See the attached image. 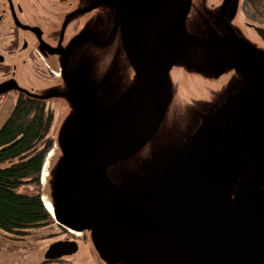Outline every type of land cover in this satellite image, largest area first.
Here are the masks:
<instances>
[{
	"label": "rangeland",
	"instance_id": "1",
	"mask_svg": "<svg viewBox=\"0 0 264 264\" xmlns=\"http://www.w3.org/2000/svg\"><path fill=\"white\" fill-rule=\"evenodd\" d=\"M1 1L0 19L2 22L0 28L3 27L4 29L0 33V55L5 61L4 64L8 63L14 66L10 67L8 74L0 69V87L5 90L0 95V126L12 108L18 91L39 94L51 104L54 118L49 134L53 137V144L49 153H52L53 158L47 157L45 168L49 172L52 165L60 164L61 170L51 179L49 178L50 180L47 178L43 185L39 180V187L29 183L20 187V191L26 193L39 191L40 196L44 195L50 201L48 196H54L58 193L71 174L76 159L77 118H79L77 108L83 114V149L87 161L92 158L94 150L103 152L115 141L114 134H107L103 131V126L110 125L112 122L100 115L101 112L98 111L100 107L105 105L104 103H112L114 99H117L114 98L117 95L122 96L121 102L117 103H125L129 108H132L130 106L133 105L134 101L129 94L132 93L134 86L133 73L118 40V17L122 2L126 0H84L85 2H82L83 8L81 6L80 11H75L74 17L69 16L64 22H60L59 26L62 24L63 26H60L53 35L43 36L44 39L40 41L41 48L45 49L48 54L55 56L53 51L46 47L50 43L61 49L70 58V63L66 64L64 58L57 57L60 59L57 63L64 65V79L62 77L52 78L51 75H48V71L44 70L43 65L38 64L37 58H32L28 48H17L11 53L2 49L5 43L4 37L7 35L6 32L14 17H17L20 23H27L33 11L30 12L28 8H25L23 12H16L14 15H10L8 10L2 13ZM6 1L8 3V0ZM12 1H19L22 4L25 2V0ZM54 3L57 5L58 1L55 0ZM161 3L157 13L158 21H162L161 26L169 25L172 22L178 26L182 24L183 31H187L191 37L195 38V40L192 39L183 44V48L189 50L191 56H187L184 63L170 64L174 83L178 86V93L183 97V99H179V103L184 104L185 112H190L189 114L205 118H207L206 116L217 119L222 117L224 121L222 133L216 132L209 135V138L207 136L206 144L200 143L199 148L198 146L193 148L198 151L202 147L205 150L204 158L207 159L211 158L209 147L211 150L217 151L219 156L213 158V164L220 168L222 174L227 173L225 178L228 180H235L238 176V170L243 169L238 160L243 155L247 159L244 167V170L247 171L245 175L238 176L236 181L239 183L240 190L243 191L244 181H246L249 190L246 193L236 194L235 200L237 203L239 201L243 203V207H246L251 213L264 214V70L263 68L248 70L250 63L248 61L247 39H245L247 35L243 36L242 39L224 36L230 23L233 24L232 15H230L231 2H223V0H162ZM237 4L238 1H234V7ZM184 15L187 20L182 23L181 18H184ZM164 16H168V18L163 19ZM238 16L237 13L236 17ZM207 20L209 23L207 22L206 27L197 23L205 22L206 24ZM176 25L173 27L175 33L172 36L173 55L168 38L170 47L168 51L171 61H174L173 58L176 54L179 55L175 40ZM199 32H204L203 35L210 34L213 41L207 38L205 41ZM24 36L31 44L33 38L26 34ZM162 37V41H164L165 32H163ZM179 38L189 39L188 36L184 37L183 35ZM210 45H217V49L232 56L233 64L226 60L215 64L214 59L217 55L213 51H208ZM152 52L153 44L149 41L146 45L145 55H148L150 61H152ZM156 52L160 54L163 62L166 55L162 54L161 49ZM186 63L189 64L188 67H182V64ZM223 64L225 65L222 66ZM149 66L153 72V65L149 63ZM216 74H219L221 82L224 83L222 88L216 90L219 93L214 91L212 83L207 81ZM121 77L122 80L119 81L118 78ZM123 82L122 91L114 93L115 95H112L107 103L102 98L105 90H116L119 87L116 84H123ZM219 82H216L217 88H219ZM125 88L127 90L124 92ZM190 103H192L191 106H189ZM255 118L260 122L258 124L260 127L256 133L258 146L256 140L252 139V128L249 126ZM189 134L190 132H182L183 136L172 133L164 134L160 129L146 147L126 160L136 166L132 174L133 178L131 170L125 169L121 173L114 172L113 174L110 172L113 169H108L104 174L103 181L117 188H119L117 183L121 187L125 185L129 196L136 199L140 194L146 197L148 195L161 196L164 198L163 201L166 202L167 200L169 204L171 203L157 208V212L181 211L184 208L181 202H177L176 198L172 196L170 202V198L167 199L168 189L165 184L172 181L173 177L169 179L162 174L161 168H158L157 174L160 173L158 176L151 165L164 161L166 152L164 153L163 150L166 146L178 147L179 144L176 143L178 141L186 144ZM196 136L202 137V134ZM258 153L259 156H257ZM48 180L49 184L47 185ZM123 181H126V184H123ZM146 181L155 185L152 192L141 191ZM188 194V205L191 213L193 211V213L203 217L207 216L208 212L214 213L218 209L220 210V208H214L202 213L199 208L202 206L201 203L208 199V196L194 189L188 191ZM186 199H183L182 202ZM236 214L240 219H247V216L241 213L240 209L237 210ZM113 218L114 220H121L117 213L113 215ZM201 223L203 222L191 224L192 232L190 234L192 237L224 238L226 235H231V231L228 229L219 230L215 235H212L210 229L216 227ZM195 224H199L201 227ZM61 229L56 223L48 227L32 228L22 238L9 234L5 235L0 231V264H37L42 260L44 249L56 238L63 236ZM171 242L173 244L169 256L181 264H188V258L182 256L185 253L183 245H180L178 241L175 244L174 239ZM188 242L191 251L189 260L194 264L199 261L205 262L206 258L213 256L211 252L202 255L199 244ZM81 244L86 249L84 243ZM78 256L80 254L75 253L71 257V262ZM30 261L31 263H29ZM88 264H92V262Z\"/></svg>",
	"mask_w": 264,
	"mask_h": 264
},
{
	"label": "water",
	"instance_id": "2",
	"mask_svg": "<svg viewBox=\"0 0 264 264\" xmlns=\"http://www.w3.org/2000/svg\"><path fill=\"white\" fill-rule=\"evenodd\" d=\"M161 2L162 0H126L122 2L118 17V40L133 73L134 86L132 93L129 94L134 101L132 106L129 105L132 108H129L125 103H117L121 102L122 98V96L117 95L114 97L117 99H114L112 103H104L105 105L100 107L98 110L101 112L100 115L112 122L110 125H104L103 131L107 134H114L115 141L112 146L103 152L94 150L92 158L88 161L83 149V114L77 108L79 118H77L76 159L71 174L58 193L54 196H48L51 199L50 202L54 204L55 211V214H50V216L60 227H64L72 234L78 235L87 230L92 246L104 264H118V262L124 264H153L139 250L144 249L152 252L151 245L154 241L166 245L165 247L161 246L159 255L156 251H153L157 255L156 258L160 261V264H181V262L169 256V252L172 251V239H174L175 244L178 241L180 245H183L185 253L182 256L188 258V264H194L189 260L191 251L188 241L199 244L202 255L207 252L213 254L210 258L205 257V262L199 261L195 264H264V214L251 213L246 207H243V203L240 201L237 203L235 200L236 194L246 193L249 190L246 181H244V191L240 190L239 183L236 181L238 176L245 175L247 170H244V167L247 159L243 155L238 158L243 169L238 170V176L235 180H228L225 178L227 173L222 174L220 168L213 164V158L219 156L217 151L211 150L209 147L211 158L207 159L204 158L205 150L202 147L198 151L193 148L194 146L199 148L200 143L206 144L207 136L209 138V135L216 132L222 133L224 121L222 117L217 119L206 116L207 118H205L189 114L190 112H185L186 107H184V104L179 103V99H183V97L178 93V86L174 83V75L172 74L173 71H170V64L175 65L185 62L187 56L191 53L183 48V44L186 41L195 40V38L191 37L187 31H183L182 24L178 26V24L172 22L169 25L161 26L162 21H158L157 14ZM233 10L234 8L230 9V15ZM166 18L168 16L163 17V19ZM186 20L187 17L184 15L181 21L184 23ZM207 22L209 23L208 20L206 24L205 22L197 23L206 27ZM174 25L177 27L175 40L179 55L176 54L173 58L174 61H171L168 49H170V43L171 54L174 52L172 47V36L175 33L173 32ZM233 30L232 23H230L224 36L241 37V35H235ZM163 32H165L164 41H162ZM199 33L202 34L205 41L206 38L213 41L210 34L203 35L204 32ZM257 34L264 42V33L257 31ZM182 35L184 37L188 36L189 39H180L179 37ZM149 41L153 44L152 61H150L148 55H145L146 45ZM216 47L217 45H210V50H208L215 52L217 55L214 63L218 64L222 60H226L233 64V57ZM158 49H161L162 54L166 55L163 62L160 54L156 52ZM193 51L196 52V50ZM60 58L65 59L64 63H70V58L65 52H61ZM248 61L250 63L249 71L256 68H263L264 70L263 63H253L250 61V56ZM4 62L2 55H0V64ZM149 63L153 65V72H151ZM49 65L58 74V77L64 79V65L58 63L55 66ZM188 65V63L182 64V67L186 68ZM219 74L207 80L214 86V91L224 86ZM118 80L121 81L122 77ZM207 81L206 83H208ZM217 81H220L219 88L216 86ZM116 85H119L116 90H105L102 98L107 103L110 101L111 96L115 95L114 93L122 91L124 82ZM126 90L127 88L124 89V92ZM4 92L5 90L0 87V95ZM17 93H22L32 99L47 101L39 94L22 91ZM191 105L192 103L189 106ZM114 111L117 112L113 114ZM259 123L255 118L254 122L249 124L252 128V139L256 140L257 146L258 137H256V133L260 127L258 126ZM243 125L245 127V124ZM237 128L240 127L237 126ZM160 129L164 134L172 133L177 136H183L182 132H190L186 144L178 141L176 142L179 144L178 147L166 146L163 150L164 153L166 152L164 161L151 165L155 174H157L158 168H161L162 174L169 179L173 177L172 181L165 184L168 189L167 199L172 196L176 198L177 202H181L184 206L181 211L157 212V208L159 209L164 204L170 205L171 203L169 204L167 200L166 202L163 201L164 198L161 196L148 195L146 197L140 194L136 199L129 196L125 185L121 187L117 183L119 187L117 188L103 181L104 174L108 169H113L110 171L113 174L114 172L121 173L125 169L131 170L132 175L136 166L126 160L146 147ZM200 134H202V137L196 136ZM194 143L196 145H192ZM47 155L48 153L44 156L42 170ZM257 156H259V153ZM51 157L53 158V155ZM60 170V164L52 165L51 170L46 171L44 181L41 179V172L42 185L45 184L47 178L51 179ZM123 184H126V181H123ZM201 184L202 187H200ZM154 189L155 185L150 181H146L141 191L148 193ZM192 189L208 196V199L202 202V206L199 208L202 213L214 208H220V210L218 209L214 213L208 212L207 216L203 217L193 213V211L191 213L188 205V191ZM185 198L187 199L182 202ZM113 199L116 202L112 201ZM171 200L172 198L169 202ZM238 209L247 216V219L243 220L237 216ZM116 213L119 215L120 221L114 220L113 215ZM197 222L216 227L210 229L212 235H215L219 230L226 229L231 231V235H226L224 238L207 237L208 239L197 236L192 237L190 234L192 232L191 224ZM195 225L201 227L199 224ZM122 227L135 231V234L132 235H134L136 241L132 240L130 235L123 234ZM80 251L81 248L75 240H58L52 241L44 249L42 256L45 260L53 261L64 257H72Z\"/></svg>",
	"mask_w": 264,
	"mask_h": 264
},
{
	"label": "trees",
	"instance_id": "3",
	"mask_svg": "<svg viewBox=\"0 0 264 264\" xmlns=\"http://www.w3.org/2000/svg\"><path fill=\"white\" fill-rule=\"evenodd\" d=\"M6 116L0 126V231L22 238L32 228L56 223L39 191H20L28 183L39 187L44 156L53 144L49 131L54 113L48 102L20 93Z\"/></svg>",
	"mask_w": 264,
	"mask_h": 264
},
{
	"label": "flooded vegetation",
	"instance_id": "4",
	"mask_svg": "<svg viewBox=\"0 0 264 264\" xmlns=\"http://www.w3.org/2000/svg\"><path fill=\"white\" fill-rule=\"evenodd\" d=\"M54 1L55 0H25L23 4L19 1L11 2V0H8V3L6 0L1 1L2 13H5L8 10L10 15H14L16 12H23L25 8H28L30 12L33 11L30 15V20L27 23H20L18 18L14 17L12 24L8 27L9 29L6 32L7 35L4 37L5 43L4 46H2V49L11 53L15 49L22 48L25 45V49H30L29 51L32 58L34 59L36 57L38 64L43 65L44 70H47V74L51 75L52 78L58 77V74L51 69L49 64L55 66L57 61H59L57 57H60L62 50L47 42L48 45H46V47L51 49L55 55L52 56L48 54L45 49L41 48L40 41L41 39H44V35H53L60 26H63V24L59 26L60 22H64L69 16L74 17L75 11L81 10L79 8L82 6L84 0H57V5H55ZM224 1L231 2L230 7L231 9L234 8L231 14L233 21L232 28L234 29L233 32L235 35H241V37L235 36V39H242L243 36L247 35L245 39H247L250 61L253 63L259 62V64H264V42L257 34V31H262L264 33V0H223V2ZM234 1H238L236 7H234ZM237 13L239 14L238 17H236ZM1 22L2 19H0V24ZM3 29V27L0 28V33ZM24 34L33 38L31 44H29ZM12 66L8 63L0 64V68L6 67L9 69V72L10 67ZM39 101L45 102L43 100ZM61 228L63 236H59V238H56L54 241L75 240L81 248L79 253L80 256L75 258L72 262L71 257H64L53 261L45 260L42 257V260L37 264H88L91 262L92 264H104L98 253L95 252L87 230L82 231L80 233L81 235H77L68 232L64 227ZM122 228L123 234L130 235L132 240H135L134 235H132L135 234V231L127 230L124 227ZM81 243H84L86 249H84ZM161 246L165 247L166 245L154 241L151 245L153 248V250L151 249L152 252L145 251L144 249H140L139 252L142 251L149 262L160 264V261L156 258L157 255L153 251H156L159 255L161 252ZM29 263H31V261ZM118 264L124 263L118 262Z\"/></svg>",
	"mask_w": 264,
	"mask_h": 264
},
{
	"label": "bare ground",
	"instance_id": "5",
	"mask_svg": "<svg viewBox=\"0 0 264 264\" xmlns=\"http://www.w3.org/2000/svg\"><path fill=\"white\" fill-rule=\"evenodd\" d=\"M52 155V153L50 154L49 152H48V156L47 157H50ZM45 166H46V161L44 162V165H43V170H42V177H41V179H42V181H44L45 179H44V177H45V175H46V168H45ZM41 199H42V201L44 202V205H45V207H46V209H47V211L49 212V214H55V211H54V204L52 203V202H50V201H48L47 200V198L44 196V195H42L41 196ZM71 232H72V230H70ZM74 231V230H73ZM75 232V231H74Z\"/></svg>",
	"mask_w": 264,
	"mask_h": 264
}]
</instances>
